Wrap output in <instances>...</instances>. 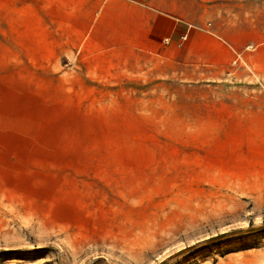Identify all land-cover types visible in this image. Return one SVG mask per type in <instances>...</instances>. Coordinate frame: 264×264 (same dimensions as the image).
<instances>
[{
	"label": "rangeland",
	"instance_id": "374dc122",
	"mask_svg": "<svg viewBox=\"0 0 264 264\" xmlns=\"http://www.w3.org/2000/svg\"><path fill=\"white\" fill-rule=\"evenodd\" d=\"M54 1L0 0V264H264V0L188 9L171 80L64 67Z\"/></svg>",
	"mask_w": 264,
	"mask_h": 264
},
{
	"label": "crops",
	"instance_id": "0c3cea01",
	"mask_svg": "<svg viewBox=\"0 0 264 264\" xmlns=\"http://www.w3.org/2000/svg\"><path fill=\"white\" fill-rule=\"evenodd\" d=\"M199 0H55L44 24L50 42L67 55L63 66L85 75L128 78L162 70L176 79L177 42ZM186 16V17H185ZM191 36V35H190Z\"/></svg>",
	"mask_w": 264,
	"mask_h": 264
},
{
	"label": "built area",
	"instance_id": "2783aa9c",
	"mask_svg": "<svg viewBox=\"0 0 264 264\" xmlns=\"http://www.w3.org/2000/svg\"><path fill=\"white\" fill-rule=\"evenodd\" d=\"M186 37V32L184 34L181 35V38H185Z\"/></svg>",
	"mask_w": 264,
	"mask_h": 264
}]
</instances>
